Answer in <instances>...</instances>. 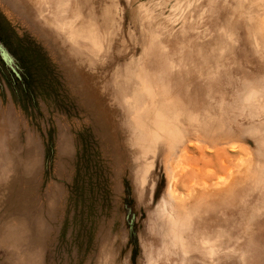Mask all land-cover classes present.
<instances>
[{"label": "rangeland", "instance_id": "obj_1", "mask_svg": "<svg viewBox=\"0 0 264 264\" xmlns=\"http://www.w3.org/2000/svg\"><path fill=\"white\" fill-rule=\"evenodd\" d=\"M0 264H264V0H0Z\"/></svg>", "mask_w": 264, "mask_h": 264}, {"label": "bare ground", "instance_id": "obj_2", "mask_svg": "<svg viewBox=\"0 0 264 264\" xmlns=\"http://www.w3.org/2000/svg\"><path fill=\"white\" fill-rule=\"evenodd\" d=\"M171 130H172V131H171V132H172V136H173L174 138L177 137L178 134H179V133H178L179 131H178L177 129H175V128H174V129H171Z\"/></svg>", "mask_w": 264, "mask_h": 264}]
</instances>
